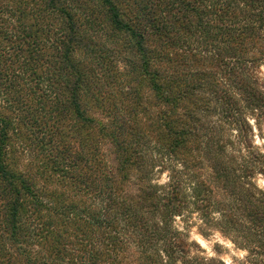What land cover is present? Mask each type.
<instances>
[{
	"label": "trees",
	"instance_id": "1",
	"mask_svg": "<svg viewBox=\"0 0 264 264\" xmlns=\"http://www.w3.org/2000/svg\"><path fill=\"white\" fill-rule=\"evenodd\" d=\"M260 66L264 0H0V264H264Z\"/></svg>",
	"mask_w": 264,
	"mask_h": 264
},
{
	"label": "rangeland",
	"instance_id": "2",
	"mask_svg": "<svg viewBox=\"0 0 264 264\" xmlns=\"http://www.w3.org/2000/svg\"><path fill=\"white\" fill-rule=\"evenodd\" d=\"M261 78H264V67L260 66L257 71ZM253 144L256 147L264 146V139L261 140L258 131H254ZM168 172L156 173L154 183L163 186L167 181ZM256 184L264 190V176L257 174L255 177ZM194 214L192 223L188 226V232L191 240L197 242L199 248H195L192 252L198 253L208 258H214L215 264H250L247 260V251L239 248L229 238L222 235L217 229H209L204 233L200 229L199 219ZM179 225H184V222L177 221ZM203 232V234H202ZM222 262V263H221Z\"/></svg>",
	"mask_w": 264,
	"mask_h": 264
}]
</instances>
